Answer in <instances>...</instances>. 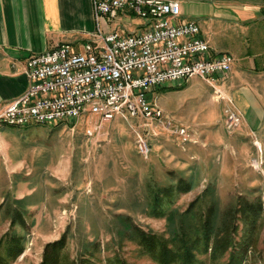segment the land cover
Returning a JSON list of instances; mask_svg holds the SVG:
<instances>
[{
	"label": "rangeland",
	"instance_id": "obj_1",
	"mask_svg": "<svg viewBox=\"0 0 264 264\" xmlns=\"http://www.w3.org/2000/svg\"><path fill=\"white\" fill-rule=\"evenodd\" d=\"M126 16L122 22L130 29L144 23L135 13ZM250 28L228 25L214 36L206 34L217 51L243 58L248 51L264 50V42L244 34ZM258 74L247 72L233 84L220 82L222 95L199 76L153 87L148 99L162 108L160 121L118 115L101 122L87 111L75 125L3 126L1 133L13 145L0 160V231L6 228L0 239L14 231L23 235L26 248L1 264H40L48 242L65 231L64 264H160L141 245L136 225L171 240L181 215L199 197L203 208L218 199V218L240 195L264 201V84ZM238 86L254 101L248 114L236 105ZM230 106L241 114L233 132L226 127ZM97 123L100 129L90 136L88 130ZM139 134L151 146L148 158L140 152ZM181 176L193 183L191 190L165 204L164 215L154 213L150 187L177 184ZM15 210L21 211L22 221L11 225ZM262 220L258 241L243 264H264ZM239 224L238 238L243 233ZM5 247L0 246L1 257L7 256ZM210 253H198L201 263L229 259V253L218 259Z\"/></svg>",
	"mask_w": 264,
	"mask_h": 264
},
{
	"label": "built area",
	"instance_id": "obj_2",
	"mask_svg": "<svg viewBox=\"0 0 264 264\" xmlns=\"http://www.w3.org/2000/svg\"><path fill=\"white\" fill-rule=\"evenodd\" d=\"M98 27L79 50L61 43L32 55L27 64L30 84L0 110L3 126L72 123L91 111L101 122L118 115L160 121L162 108L148 99L153 87L180 85L199 76L221 94L235 59L212 51L210 41L193 19H181L179 0H94ZM121 12L137 14L144 23L130 32L105 29ZM226 127L233 132L241 114L227 110ZM101 124L88 130L96 134ZM182 134H186V129ZM137 143L144 157L151 146L142 134Z\"/></svg>",
	"mask_w": 264,
	"mask_h": 264
},
{
	"label": "crops",
	"instance_id": "obj_3",
	"mask_svg": "<svg viewBox=\"0 0 264 264\" xmlns=\"http://www.w3.org/2000/svg\"><path fill=\"white\" fill-rule=\"evenodd\" d=\"M179 2L182 7L180 18L196 20L206 38L208 33L213 36L218 34L222 26L240 27L244 24L251 26V32H245V35H252L256 43L264 42L260 41L264 40V0ZM126 15L121 12L118 20L106 21L105 29L124 27L122 31L130 32L137 28L125 27L122 21ZM201 18L205 21L202 22ZM97 27L94 0H0V110L27 90L30 84L27 64L32 55L66 42L73 43L80 50L84 42L92 38ZM212 51L216 52L217 48L212 46ZM233 57V69L228 77L221 80L222 84L240 82L247 72L259 73L258 82L264 84V50H257L253 54L248 51L243 58L241 54ZM244 91L238 86L234 95L237 107L248 114L254 101L245 94L248 90ZM252 98L258 99L253 95ZM257 119V122L261 121L260 114ZM10 138L0 131V160L13 145H10ZM5 230L3 226L0 234Z\"/></svg>",
	"mask_w": 264,
	"mask_h": 264
},
{
	"label": "trees",
	"instance_id": "obj_4",
	"mask_svg": "<svg viewBox=\"0 0 264 264\" xmlns=\"http://www.w3.org/2000/svg\"><path fill=\"white\" fill-rule=\"evenodd\" d=\"M192 185L191 181L181 176L177 184L158 187L154 190L150 187L152 211L164 215V205L170 202L175 195L191 190ZM207 192L208 190H205L204 194ZM210 195H213V189ZM200 201L201 197L197 198L186 209L187 211L183 212L179 220L178 232L171 240L164 235L146 231L136 225L135 229L141 245L160 264H203L198 253L210 251L213 259L221 258L229 253V259L224 264H243L245 254L258 241L263 223L264 201L261 198L249 200L244 195H240L236 204L226 209L221 218H218L217 198H213L205 208ZM20 213L21 211L15 210L16 215L11 225H15L18 220L22 221ZM239 220L243 223V233L240 238H238ZM67 233L65 231L59 239L48 242L40 264L65 263L67 256L64 249L67 245ZM22 239L23 235L14 231L9 237H1L0 246L6 245L4 251L7 256H0V264L2 259L8 256L10 259H16L24 252L26 245L23 244Z\"/></svg>",
	"mask_w": 264,
	"mask_h": 264
}]
</instances>
